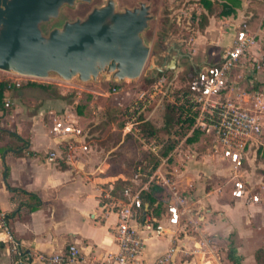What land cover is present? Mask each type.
I'll return each instance as SVG.
<instances>
[{
    "label": "rangeland",
    "instance_id": "1",
    "mask_svg": "<svg viewBox=\"0 0 264 264\" xmlns=\"http://www.w3.org/2000/svg\"><path fill=\"white\" fill-rule=\"evenodd\" d=\"M201 1H151L152 11L155 16L150 20L148 28L144 31V38L149 44V51L142 70L134 81H124L119 84H114L110 81L106 83L89 82L79 84L75 80L63 81L56 77L26 76L0 69V80H5L8 84L3 91L2 99L3 102H7V105L3 104L2 109H0V140L5 142L2 143V147L4 149L7 146L14 148L18 142V139L7 134L6 129L15 131L18 123L24 126L31 120L39 118L44 123V129L52 135L49 131L51 122L48 123V121L52 117H61L65 124L80 130L79 140L76 141L77 144L72 138H67L58 143L57 148H48L47 151L59 152V154L56 153L57 155L52 160L56 159V161L63 163L68 152H71V155L76 157L78 153H81L80 151L86 150V148L90 151L99 152L103 159L105 154H107V150H110L111 153L109 154H122L125 156V160H123V163L119 162L107 167L108 169L105 170L104 174L116 175L121 172L128 179L135 160L140 159L145 163L144 171H148L150 165L156 163V161V165L158 164L159 156L154 155L155 159H153L149 155L151 153L148 154L144 149L140 140L142 136L147 135L143 133L140 122L137 125L138 129L133 131V133L122 131L125 104L130 100L136 89L155 83L156 92L153 99L146 106L145 114H142L141 117L157 128L156 137L147 136L149 139L165 137L163 107L168 100L173 98L175 94H172L173 88L187 80L190 61L199 63L203 60L212 61L217 58L223 50L220 44L223 34L227 33V28L230 27V24L236 23L239 26L244 24L254 33V39L257 44L255 46L259 48L254 60H252L251 55L246 54L240 58L242 61H238V63L241 62V66L236 65L230 68L226 92L229 90L230 93L227 92V94L232 100L236 101L241 107H247L258 116L260 122L258 140L250 147L244 149L239 162L236 163L235 160L230 159L227 155L223 154V157L219 155L220 150L211 136L194 131L191 132L192 135L189 134L190 136L185 139L184 143L182 142L181 150L170 155L169 158L167 157V160L160 167V172L169 183L170 179L172 180L171 174L168 172L169 166L173 162L176 163L180 160V157H176L178 153L182 155L187 150V152L192 153L190 160L194 163L203 165L206 162H211L220 168V171L212 174H202L200 171L202 176L199 177L204 180L207 186L212 185L213 196L218 202H233L234 198L231 195L232 186H234L235 181H240L243 186L241 195H245V193L247 196L254 193L257 194L261 203V211H264V0H213V14L209 16L207 23L203 26H200L199 21L202 19V15L206 13V8L202 7ZM221 1L224 4H230L233 8L232 12L229 14L218 13L222 7ZM164 37L167 38V42H164ZM171 38H180L182 40L179 50L188 52L190 59L182 56L175 68L151 69V65L159 61L158 51L161 52L165 49ZM253 48L256 50L257 47ZM168 56L166 54V58ZM158 71L160 73H157ZM148 77L151 80H147ZM230 78L234 81L236 78V85L233 84V81H230ZM28 82H37L48 86L47 88H42ZM112 86L117 88L118 91L112 93ZM55 91L61 96H57ZM124 91H128V93L126 94ZM152 106H156L159 110L150 111ZM40 107H42V110L37 114V110ZM184 129L178 135H175L179 136L178 138H182L186 131ZM21 132L24 133L22 130ZM5 135L8 136L6 140H10L8 143L4 139ZM38 137H34L33 142L36 148L43 147L38 144V140H44L45 131ZM174 141L178 143L177 138ZM172 143L168 141L164 146L163 152H169V146ZM76 145H84L85 147L82 148ZM198 169H202V166H196L194 176H196ZM189 174L192 176L193 173ZM195 178H198V176ZM181 179L185 180L186 178L182 177ZM155 180L151 182L150 188L157 193L155 196L160 197L158 202V211H160L163 199L166 196L168 197L170 192L168 186L161 183L160 176L155 178ZM170 185L178 193L184 192L180 185ZM113 186L111 185L108 188L107 183H104L103 189L105 191L100 193L99 198L103 200L102 193L110 192V190L109 194L112 197L119 196V189L113 190ZM187 207L189 212L193 214V219H197L195 218L196 208L188 202ZM237 209V213L234 216L235 220L241 224L244 222L250 223L254 228L255 237L253 241L255 242L253 246L255 248L253 251L251 250L252 252L249 250L248 254L238 253L235 255L236 259L233 258L232 249L230 248L232 247V236L236 233V228H228L224 231V235L219 237L223 238L221 239L222 245H219L221 248L220 261L222 260V264H264L261 258L259 260L254 258L256 249L264 248V215H260L258 211L257 214L253 215V219L249 217L246 219V213H244L243 208L238 207ZM213 213H217V211H213ZM193 219L189 222L184 218V227L190 233H195L197 230L193 226L195 223ZM215 243H218V240ZM224 246L227 247L223 249L222 247ZM247 257H250L248 261H246Z\"/></svg>",
    "mask_w": 264,
    "mask_h": 264
},
{
    "label": "crops",
    "instance_id": "2",
    "mask_svg": "<svg viewBox=\"0 0 264 264\" xmlns=\"http://www.w3.org/2000/svg\"><path fill=\"white\" fill-rule=\"evenodd\" d=\"M255 45L257 44L254 39L253 45L246 53L252 56V60L255 59L259 48ZM253 47H257L256 50ZM239 65L241 66V62L237 64ZM230 81L236 85V78L235 81L230 78ZM227 92L230 93L229 90ZM41 110L42 107L38 108L37 114ZM154 110L157 111L159 108L152 106L150 111ZM145 112L146 110L142 114ZM12 114L13 112L10 115ZM50 121L51 119L48 123ZM43 125L41 119L35 118L24 126L18 123L16 132L5 130L15 132L21 139H18L14 148L7 146L5 149L2 147V143L5 142L0 140V208L7 216L15 241L27 255L28 264H46L38 257L39 253L61 252L70 243L76 244L83 260L98 257L114 248L113 228L117 217L115 206L111 207L109 204L111 198L104 196L111 190L102 193L103 200L99 198L100 193L105 191L103 184L107 183L109 188L119 180L131 188L138 187L142 177L134 178L133 173L139 164L133 165L127 179L121 172L116 175L104 174L107 167L123 163L125 160L122 154H109L110 150H107L103 159L99 152L86 148L76 157L72 156L69 160L64 158L63 163L56 159L49 160L45 157L48 148H57L58 143L66 140L68 136H52ZM44 131V140H38V144L43 147H34V137L39 138L38 135L41 136ZM7 134L15 138L8 132ZM6 137L8 136L5 135V140ZM186 137L178 138V143L169 150L170 155L181 150ZM6 141L8 143L10 140ZM176 157H180V160L169 166L168 172L172 178L169 183L174 186L180 185L186 203L196 208L197 219H193L190 212L188 217L195 221L193 226L197 230L195 233L187 231L184 227V218L189 220L180 214L173 215L171 202L167 196L162 201L161 210L158 211L160 197L155 196L157 193L148 185L145 189L154 199L152 205L156 207L157 220L166 227L167 232L149 236L144 229L138 228L139 233L145 237L139 257L140 264H152L158 254L171 246L176 250L169 264H222L219 245H222L223 238L219 237L224 235L226 229L232 227L236 228L230 248L232 257L235 258L238 253L248 254L249 250L253 251L254 228L250 223H238L234 216L238 207L243 208L246 219L248 217L253 219V215L258 211L263 216L264 211H261L257 194L249 196L246 193L234 194L232 186L233 202H218L213 196L212 185L207 186L204 180L199 178L203 173L212 174L220 171L218 165L211 162L196 164L190 160L192 153L187 150L182 155L178 153ZM196 166H202V169H198L194 176ZM189 173H193L192 176ZM197 176L198 178H195ZM182 177L186 179L182 180ZM217 240L218 243H215ZM224 241L227 242L225 239ZM11 255L9 247L0 242V264H13ZM249 258L247 257L246 261ZM244 259L245 257L242 260ZM70 264H83V261Z\"/></svg>",
    "mask_w": 264,
    "mask_h": 264
},
{
    "label": "built area",
    "instance_id": "3",
    "mask_svg": "<svg viewBox=\"0 0 264 264\" xmlns=\"http://www.w3.org/2000/svg\"><path fill=\"white\" fill-rule=\"evenodd\" d=\"M230 26L232 36L218 61L208 68L195 72V75L188 82V89L179 93L177 104L181 103L182 105L179 114H177L178 120L173 123V128H178L183 119L190 117L192 123L184 136L197 128L216 141L220 156L227 155L237 163L244 149L258 140L260 122L258 116L247 107H241L226 92L230 68L237 65L240 58L246 55L254 42V33L244 24L241 26L230 24ZM155 88L156 84L154 83L147 87H139L134 91L124 106L122 131L133 133L138 129L139 117L153 99L156 92ZM111 91L115 93L118 89L112 86ZM174 103L176 104V102ZM4 105H7V102H4ZM50 122L49 131L53 136L66 135L77 143L80 133L78 128L65 124L61 117H52ZM171 134L170 137L177 138L174 133ZM140 141L147 152L159 156V162L148 173L141 169V165L137 166L133 177H142L138 187L131 188L129 185H125L117 197H112L109 193L104 195L111 198L109 204L116 208L117 217L113 228L114 248L107 250L98 257L83 260L76 244L70 243L61 252L39 253L38 257L42 261L46 264H70L77 261H83V264H140L139 257L145 237L139 233L138 228L144 229L149 236L167 232L166 227L157 220V216L151 210L142 208L140 198V192L159 176L161 183L169 188L168 199L171 202L173 215L180 214L190 222L192 221L188 217L189 209L184 194L171 188L159 170V165L167 160L170 152L167 155H161V143L155 139H149L147 136H142ZM76 146L85 147L84 145ZM56 155V152L50 150L46 152L45 157L52 160ZM71 157V152H68L65 158L69 160ZM233 185L234 194L239 195L243 192L240 181H235ZM0 242L9 247L13 264H28L27 255L22 252L19 244L15 241L7 216L1 208ZM175 250L174 246L169 247L158 254L152 264H169Z\"/></svg>",
    "mask_w": 264,
    "mask_h": 264
},
{
    "label": "water",
    "instance_id": "4",
    "mask_svg": "<svg viewBox=\"0 0 264 264\" xmlns=\"http://www.w3.org/2000/svg\"><path fill=\"white\" fill-rule=\"evenodd\" d=\"M92 1L0 0V69L79 84L134 81L149 51L151 3Z\"/></svg>",
    "mask_w": 264,
    "mask_h": 264
},
{
    "label": "trees",
    "instance_id": "5",
    "mask_svg": "<svg viewBox=\"0 0 264 264\" xmlns=\"http://www.w3.org/2000/svg\"><path fill=\"white\" fill-rule=\"evenodd\" d=\"M202 1H203L202 2L203 6L206 8V13H204L202 15V19L199 21L200 26L205 25L207 23V19L209 18V16L211 14H213V9H212L213 8V0H202ZM221 4H222V7L218 13L229 14L230 12H232L233 8H232V6H230V4H224V2H222V1H221ZM157 73H160V71H158ZM194 75H195V72H193V71L188 73L187 80L183 84L173 88L172 94L175 93L173 95V98L171 100H168L169 102L167 101L164 104V107H163V109H164V111H163V118H164L163 126H164V130L166 132L165 133L166 136L163 138H158V137L155 138L156 141L161 143V150H160L161 155H167L168 154V151L166 153H165V151L163 152L164 146L168 141H170V143L173 142L169 146L170 149L176 144L175 143L176 141H174L175 138L170 137V133H174V134L178 135V133L183 131L182 129L185 128L184 130L187 131L188 128L191 126L192 119L190 117L183 119V121L181 122V124L178 128H173V123L178 120L177 114H179L180 107L182 105L181 103L177 104L179 93L188 89V82ZM147 80H151V78L148 77ZM28 83L33 84V85H38L42 88H47V86H48L47 84H40L37 82H28ZM7 86H8V84L5 80H0V109H2V105L4 104V102L2 100L3 99V91L7 88ZM55 93L57 96H61L56 91H55ZM173 101L176 102L177 105ZM139 118H140L141 129L144 131L143 133H145V135L152 137V138L156 137L157 128L155 126L151 125L150 123H148L147 121H145V119L143 117H141V115ZM186 131L184 132V134L186 133ZM194 131H199V130L197 128H195L192 132H194ZM7 132L10 135H13L15 138L21 139L15 132H11V131H7ZM190 135H192V134L190 133ZM190 135L188 134L186 138H188ZM176 137L178 139L179 136H176ZM22 144H24V141H22ZM163 153H165V154H163ZM148 154H149V152H148ZM149 155L153 159H155L154 155H152V154H149ZM135 163H138L139 165H141V169H143L145 167V163L141 159L135 160ZM156 163H157V161H156ZM156 163H153L152 165H150L149 170L146 172L147 173L150 172L152 170V168L156 165ZM124 185H125L124 181L118 180L116 182V184L113 186V190L119 189V192H120V190L123 188ZM140 198H141L142 208L147 209V210H151L156 215L157 210H156V207L152 205L154 199L151 196L150 192L147 191L146 189L142 190L140 192ZM227 256L230 257L229 255H227ZM254 258L256 260H259L261 258L264 261V248H257L256 251L254 252Z\"/></svg>",
    "mask_w": 264,
    "mask_h": 264
},
{
    "label": "flooded vegetation",
    "instance_id": "6",
    "mask_svg": "<svg viewBox=\"0 0 264 264\" xmlns=\"http://www.w3.org/2000/svg\"><path fill=\"white\" fill-rule=\"evenodd\" d=\"M98 1L99 0H93L92 2H98ZM117 1L119 4H133V3L137 2V0H117ZM147 1H149L151 3L152 0L151 1L147 0ZM201 2H203V1H201ZM151 5H152V3H151ZM201 5H202V7H204L202 3H201ZM84 6H85V4H79L78 12L82 8H84ZM227 29H228L227 33L223 34L222 41L220 43L223 47V50H224L225 46L228 45L230 38L232 36L231 26L228 27ZM164 42H167L166 37H164ZM181 43H182V40L180 38H171L168 46L165 49H163L161 52L158 51V55L160 56L159 61L156 62V64H152L151 69L157 70L156 68L160 67L161 68L160 70H162V69L166 68V66H171V68H175V67H177L179 59L182 56H186L187 59H190L188 52H184V51L179 50V45ZM223 50H222V52H223ZM222 52L219 54V56H217V58L213 59L212 61L203 60V61H200L199 63L198 62L192 63V61H190L188 72L189 73L191 71L198 72L199 70H202L203 68H208L209 66L215 64L218 61L219 57L221 56ZM166 54L169 55L168 58H166ZM171 60H173V62H170Z\"/></svg>",
    "mask_w": 264,
    "mask_h": 264
}]
</instances>
